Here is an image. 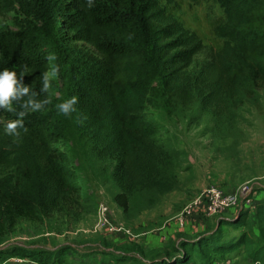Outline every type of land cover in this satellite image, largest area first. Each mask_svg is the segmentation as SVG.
Here are the masks:
<instances>
[{"label": "trees", "instance_id": "1", "mask_svg": "<svg viewBox=\"0 0 264 264\" xmlns=\"http://www.w3.org/2000/svg\"><path fill=\"white\" fill-rule=\"evenodd\" d=\"M217 1L225 13L215 27V35L224 42L218 49L203 44L172 16L157 14L154 0H92L91 7L89 0H0V10L18 4L28 16L39 18L28 29L0 31V68L27 72L25 83L39 92L35 99L49 101L43 110L24 117V155L3 132L16 113L0 110V232L12 230L21 218L39 222L54 212L78 216L82 210L80 176L68 146L71 130L54 104L51 86L40 91L43 73L65 79V99L78 95L72 117L83 112L99 118L105 104L110 107L113 144L98 153L117 159L107 180L124 193L126 214L133 215L176 189L181 162L180 150L162 142L155 122L144 118L145 99L129 94L146 80L133 65L142 68L152 84L157 81L175 105L184 108L197 100L201 111L220 124L231 121L243 103L258 102V90L264 87V0ZM198 55L203 59L196 64ZM194 64V77L189 78ZM20 163H26L23 172L16 171ZM21 178L29 184L13 186L11 181ZM248 210L241 207L235 219L220 217L214 230L193 240L173 241L170 252L152 262L210 264L253 243L245 232L231 240L222 236L223 226L246 224ZM255 214L264 239V203ZM44 252L36 250L33 259L55 262V255ZM251 253L264 263V255L256 249Z\"/></svg>", "mask_w": 264, "mask_h": 264}, {"label": "rangeland", "instance_id": "2", "mask_svg": "<svg viewBox=\"0 0 264 264\" xmlns=\"http://www.w3.org/2000/svg\"><path fill=\"white\" fill-rule=\"evenodd\" d=\"M153 4L157 14L172 16L184 29L195 33L203 44L217 49L223 46L224 42L215 35L216 25L225 16L217 0H154ZM38 22L36 15L28 16L18 4L0 10V31H22ZM202 59L198 55L196 64ZM133 66L146 80L140 81L129 94L145 99L146 121L155 122L158 138L181 152L176 189L159 196L152 207L136 215L126 214L124 193L107 180L117 159L98 153L102 146L113 144L108 122L110 107L105 104L106 109L99 118L83 112L77 117L61 114L71 130L68 146L73 166L80 176L82 210L78 216L54 212L39 222L19 219L12 230L0 232V264H40L33 259L36 250L55 255L52 264L60 259L59 264H155L153 262L170 252L169 246L176 241L170 234L177 238L192 233V229H184L188 218L180 227L175 217L204 186L214 184L225 192L236 194L240 201L216 215L207 216L201 211L202 230L213 229L220 217L235 219L240 207H245L242 205L244 195L251 199L250 207L245 208L252 212L264 203V87L258 90L256 104L243 103L235 109L231 121L220 124L212 114L201 111L197 100L184 108L175 105L157 81L152 84L142 68ZM195 69L194 64L187 77L193 78ZM50 77V95L56 106L65 99L66 81L60 74L52 73ZM10 139L17 152L24 155L27 139L23 136L19 140L11 136ZM25 170L26 163L16 168L20 172ZM11 183L21 188L19 185H27L29 181L23 182L21 178ZM242 188L246 189V194L241 193ZM101 202L109 208L114 223L131 229L130 236L92 231ZM252 212L246 218L250 225L223 226L222 236L231 240L245 232L246 239L253 243L215 258L210 264H252L254 261L264 264L261 259L251 257L255 249L256 253L264 255V239L260 234L257 237L252 229V218H256ZM17 248H24L25 252Z\"/></svg>", "mask_w": 264, "mask_h": 264}, {"label": "clouds", "instance_id": "3", "mask_svg": "<svg viewBox=\"0 0 264 264\" xmlns=\"http://www.w3.org/2000/svg\"><path fill=\"white\" fill-rule=\"evenodd\" d=\"M92 6L89 0L88 7ZM55 72V69H53ZM27 72L17 73L10 68H0V110H7L16 113L17 118L9 120L3 127V132L16 140L22 138V131H27L24 117L29 112H37L44 109L48 104L47 98L37 100L35 97L39 92L33 90L28 83H25L24 76ZM51 84V77L43 73L40 80V91L46 92ZM79 103L78 95H71L56 105L58 112L65 117H71L77 112ZM18 106V107H17ZM79 119V118H78Z\"/></svg>", "mask_w": 264, "mask_h": 264}, {"label": "built area", "instance_id": "4", "mask_svg": "<svg viewBox=\"0 0 264 264\" xmlns=\"http://www.w3.org/2000/svg\"><path fill=\"white\" fill-rule=\"evenodd\" d=\"M241 193L246 194V189L242 188ZM242 201L245 207H250L251 199L244 195ZM240 198L236 194L225 192L214 184H208L204 186L196 196L192 197L182 209V212L175 217V221L178 226H184L186 219L191 214L197 211H202L207 216L216 215L223 210L238 205ZM201 209V210H200ZM110 210L104 203H99L95 223L92 227L93 232L102 234H119L128 235L132 234L129 227L124 224L114 223L110 216ZM252 264H261L258 261H254Z\"/></svg>", "mask_w": 264, "mask_h": 264}, {"label": "crops", "instance_id": "5", "mask_svg": "<svg viewBox=\"0 0 264 264\" xmlns=\"http://www.w3.org/2000/svg\"><path fill=\"white\" fill-rule=\"evenodd\" d=\"M252 211L249 209L248 210V214H250ZM255 212H256V209H255ZM255 212H252V215H255ZM238 213V212H237ZM201 211H196L194 214H192V215H190V216H188V222H187V225H186V227L184 228V229H192V233H190V234H186V235H180V236H178L177 238H174L175 236H173V234H170L172 237H173V240H175L176 239V241L175 242H178L180 239H190V240H193V239H195L199 234H201L202 232H204V231H207V232H210V231H212V230H214L215 229V227H217V222H216V224H215V227L213 228V229H206V230H202L201 229V227H200V225H201V222H200V216H201ZM253 217V216H252ZM225 218H228V219H231L230 217H225ZM252 222H253V226H252V229H253V231L254 232H256V235H257V237H258V235H259V232H258V229H256L257 228V225H258V218L256 219V218H254V220H253V218H252ZM193 224H195V225H193ZM241 227H245V224H243V225H241V226H239V228H241ZM174 231V230H173ZM194 231H196L195 233H193ZM241 234V233H240ZM242 247H244V245H241L240 247H238V248H242ZM68 248H71V246H69ZM236 250V249H235ZM232 251H234V250H232ZM231 251V252H232ZM230 253V252H229ZM229 253H227L228 255H229ZM226 254V255H227ZM221 258V257H220ZM86 260L87 259H89V258H85Z\"/></svg>", "mask_w": 264, "mask_h": 264}, {"label": "water", "instance_id": "6", "mask_svg": "<svg viewBox=\"0 0 264 264\" xmlns=\"http://www.w3.org/2000/svg\"><path fill=\"white\" fill-rule=\"evenodd\" d=\"M240 209H241V207H240Z\"/></svg>", "mask_w": 264, "mask_h": 264}]
</instances>
